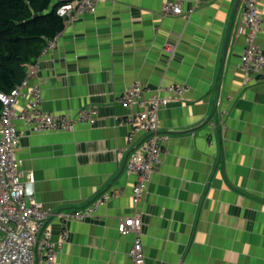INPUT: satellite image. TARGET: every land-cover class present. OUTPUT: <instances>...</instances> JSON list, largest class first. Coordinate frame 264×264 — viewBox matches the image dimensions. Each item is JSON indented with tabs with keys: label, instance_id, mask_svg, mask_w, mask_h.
Instances as JSON below:
<instances>
[{
	"label": "crops",
	"instance_id": "0c3cea01",
	"mask_svg": "<svg viewBox=\"0 0 264 264\" xmlns=\"http://www.w3.org/2000/svg\"><path fill=\"white\" fill-rule=\"evenodd\" d=\"M165 1L99 0L94 12L66 17L54 44L21 65L33 75L16 109L37 85L46 112L96 110L69 129L14 121L19 168L44 207L68 212L108 195L78 219L50 217L54 241L66 232L56 264H131L135 236L117 224L132 215L141 218L145 264H264V77L241 65L246 0H170L181 5L177 15L161 12ZM257 3L254 41L264 50ZM135 80L147 96L187 86L158 109L168 136L138 203L126 160L142 136L128 143L121 121L138 106L118 99Z\"/></svg>",
	"mask_w": 264,
	"mask_h": 264
},
{
	"label": "built area",
	"instance_id": "2783aa9c",
	"mask_svg": "<svg viewBox=\"0 0 264 264\" xmlns=\"http://www.w3.org/2000/svg\"><path fill=\"white\" fill-rule=\"evenodd\" d=\"M99 0H66L57 8L60 16L68 17L82 12H94ZM258 0H246L242 13L243 27L248 28L246 44L240 60L247 72L264 77V50L254 41L256 33L262 28V17L258 8ZM164 14H181L179 2L165 1L161 6ZM55 39V38H54ZM54 39L49 45L54 44ZM33 70L28 72L23 80L16 84L8 93L0 92L2 103L0 113V264H56V257L60 246L66 237L62 232L61 238L54 241L48 227L51 216H57L63 223L80 218L84 213L91 212L95 205L104 202L106 193L96 198L91 205L76 208L72 211H53L44 207L34 195L33 181L23 177L19 168L20 160L16 155L18 136L14 121L23 120L34 128L69 129L77 122L92 121L96 110L92 107H83L75 114H52L40 108L41 94L37 85L29 87V99L23 109H16L21 90L29 83ZM187 86L172 82L161 85L158 93L148 96V89L140 81L135 80L131 86L119 94V102L123 106L137 105L135 112L121 118V121L130 126L126 140L128 143L135 135L141 133V139L128 153L126 168L136 174L132 186V200L140 202L146 184L156 169L161 144L167 139V133L159 125L158 109L174 98H181ZM163 93V94H159ZM141 218L132 215L120 220L117 230L125 234L132 232L134 239L129 247L128 254L131 264H145V257L140 240Z\"/></svg>",
	"mask_w": 264,
	"mask_h": 264
},
{
	"label": "trees",
	"instance_id": "16d2710c",
	"mask_svg": "<svg viewBox=\"0 0 264 264\" xmlns=\"http://www.w3.org/2000/svg\"><path fill=\"white\" fill-rule=\"evenodd\" d=\"M66 0H0V92L25 77L21 65L34 63L47 41L64 27L57 8ZM2 103L0 101V113Z\"/></svg>",
	"mask_w": 264,
	"mask_h": 264
}]
</instances>
